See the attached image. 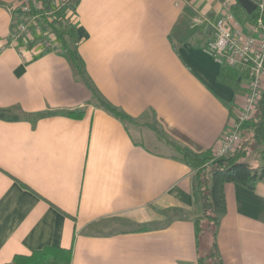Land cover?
Returning a JSON list of instances; mask_svg holds the SVG:
<instances>
[{
    "label": "crops",
    "instance_id": "1",
    "mask_svg": "<svg viewBox=\"0 0 264 264\" xmlns=\"http://www.w3.org/2000/svg\"><path fill=\"white\" fill-rule=\"evenodd\" d=\"M221 1L76 0L85 76L121 120L60 43L12 45L20 0H0V264L54 247L71 248L70 264H200L182 149L213 155L248 81L204 51ZM224 194L222 264H264V174Z\"/></svg>",
    "mask_w": 264,
    "mask_h": 264
},
{
    "label": "trees",
    "instance_id": "2",
    "mask_svg": "<svg viewBox=\"0 0 264 264\" xmlns=\"http://www.w3.org/2000/svg\"><path fill=\"white\" fill-rule=\"evenodd\" d=\"M39 8H33L30 15L38 14L37 21L45 36L53 34L54 40L61 45L77 75L91 90L95 101L104 110L124 120L128 118L124 113L99 96L87 77L85 65L74 43L76 42V25L73 22L76 0H63L56 4V0H38ZM232 10H243L235 0ZM53 17L49 20L45 12ZM17 10H14L15 15ZM244 19L254 20L258 11L244 13ZM21 13L15 15L14 20ZM264 20V15H263ZM14 25V22H13ZM44 36V37H45ZM38 40H35L37 42ZM42 42L44 40H41ZM58 49V48H56ZM49 49H45L46 51ZM59 50V49H58ZM231 68H222L218 79L221 82H230L234 77ZM1 116H5L3 113ZM241 141L237 148L223 156L196 153L187 148L182 149L183 159L191 166L193 190L196 194L197 213L194 218L195 241L200 264H222L216 242V235L220 220L225 214L224 186L227 183L242 185L252 189L264 174V166H255L251 163L253 156L264 157V91L252 117L241 126ZM71 248L59 247L44 248L33 252L23 261L18 257L9 264H70Z\"/></svg>",
    "mask_w": 264,
    "mask_h": 264
},
{
    "label": "built area",
    "instance_id": "3",
    "mask_svg": "<svg viewBox=\"0 0 264 264\" xmlns=\"http://www.w3.org/2000/svg\"><path fill=\"white\" fill-rule=\"evenodd\" d=\"M258 15L254 20L238 19L232 10L235 0H222L219 16L212 24V36L204 46V51L222 66H240L248 74L246 93L243 101L234 106L219 143L213 149V156H223L233 152L241 141V126L251 117L264 91V0H251ZM38 0H20L15 8L20 17L14 20L11 33L12 45L19 39L38 40L46 49L57 48L54 36L42 32L38 14L30 15L33 8H39ZM45 15L49 20L53 17ZM45 36V37H44ZM41 40H44L43 42Z\"/></svg>",
    "mask_w": 264,
    "mask_h": 264
},
{
    "label": "water",
    "instance_id": "4",
    "mask_svg": "<svg viewBox=\"0 0 264 264\" xmlns=\"http://www.w3.org/2000/svg\"><path fill=\"white\" fill-rule=\"evenodd\" d=\"M236 1L240 4V6L247 14L252 13L256 8L255 3L252 2L251 0H236Z\"/></svg>",
    "mask_w": 264,
    "mask_h": 264
},
{
    "label": "rangeland",
    "instance_id": "5",
    "mask_svg": "<svg viewBox=\"0 0 264 264\" xmlns=\"http://www.w3.org/2000/svg\"><path fill=\"white\" fill-rule=\"evenodd\" d=\"M241 12H242V11H241ZM240 14H241V13H240ZM242 16H244V14H243V15L241 14V16H237V17H240V18H242Z\"/></svg>",
    "mask_w": 264,
    "mask_h": 264
}]
</instances>
